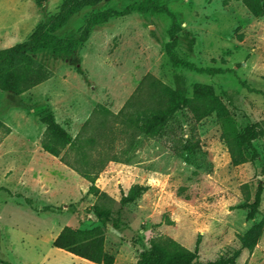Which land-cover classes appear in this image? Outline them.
Wrapping results in <instances>:
<instances>
[{
	"label": "rangeland",
	"instance_id": "rangeland-1",
	"mask_svg": "<svg viewBox=\"0 0 264 264\" xmlns=\"http://www.w3.org/2000/svg\"><path fill=\"white\" fill-rule=\"evenodd\" d=\"M63 1L46 0L39 9L36 0H0V49L27 40ZM142 1L104 0L86 7L57 35H79L91 14L122 11ZM162 3L182 25L177 47L182 59L199 67L233 68L237 75L173 68L165 50L172 25L166 14L135 12L113 18L95 27L89 41L68 56L37 55L53 70L51 79L21 96L0 90V121L10 129L0 131V264H94L55 248L53 242L66 226L103 227L91 210L98 203L115 216L120 211L118 228L103 227L114 264H138L140 254L159 236L190 250L198 246L195 264L221 258L264 264V230L253 252L242 243L261 217L249 221L237 208L244 201L245 185L252 194L262 185L264 216V135L255 142L258 158L234 167L217 120L193 124L202 151V169H197L181 162L178 139L146 138L124 124L138 95L148 93L147 83L138 91L147 76L188 94L196 83L209 84L241 129L264 123V96L242 86L245 82L264 91V17L254 18L242 0ZM9 19L11 32L5 29ZM44 106H50L74 138L102 133L104 139L86 145L88 157L70 148L58 158L48 154L41 146L45 126L38 116ZM67 163L97 175L96 185L108 198L88 194L89 181ZM134 185L149 188L136 202L121 206ZM181 188L184 197L178 194Z\"/></svg>",
	"mask_w": 264,
	"mask_h": 264
},
{
	"label": "trees",
	"instance_id": "trees-1",
	"mask_svg": "<svg viewBox=\"0 0 264 264\" xmlns=\"http://www.w3.org/2000/svg\"><path fill=\"white\" fill-rule=\"evenodd\" d=\"M102 1L104 0H64L56 14L44 16L27 40L0 49V90L21 96L48 81L53 77L54 72L47 64L38 60L37 55L68 56L89 41L95 27L106 24L113 18L126 17L135 12L166 14L171 17L172 25L168 30L170 41L166 43L165 50L173 68H185L208 76L237 75V71L233 68L199 67L179 56L177 52L178 34L182 30V25L177 21V16L162 3L163 0H144L139 4H131L122 11L107 9L96 12L87 17L79 35L64 38L57 35L74 15L86 7L97 6ZM45 2L46 0H36V6L42 9ZM242 3L254 18L264 17V0H242ZM143 83L148 84V93L144 97L141 93L138 95L136 104L134 103V111L129 113L124 120L128 129L139 132L146 138L160 141L166 139L175 142L178 139L180 142L178 154L181 162L202 169L199 160L202 151L200 141L194 135L196 126L193 124L196 125L205 119L214 117L220 126L222 139L228 148L231 164L234 167L242 166L250 161L254 162L258 158L255 142L264 135V123H251L241 129L213 86L196 83L192 87L191 94H188L147 76L141 82L138 91L144 88H141ZM242 86L249 92L264 96L263 90L252 88L245 82ZM38 116L45 126L41 146L45 152L54 157H60L66 148L77 150L81 157H88L85 150L86 145L96 144L100 140L97 138L104 139L102 133L97 137L77 136L74 138L70 131L56 120L50 106H44ZM188 127L190 130L188 136L185 137L184 132ZM2 129L10 130L0 121V131ZM114 161L119 162L117 159ZM66 165L89 181L91 185L88 194L101 197V199L108 198L96 185L97 175L89 171L81 172L68 163ZM99 165L103 166V161ZM194 174L197 173L194 171ZM148 188L134 185L120 201L121 206L136 202ZM243 190L244 201L237 208L246 212L249 221H255L261 217V220L242 237L244 249L253 252L264 230V216L260 210L263 186L259 185L253 194L248 185H245ZM178 194L184 197V189H179ZM91 210L103 227L112 224L118 228L120 211L115 216L110 207L100 203L93 206ZM103 227L80 230L66 226L54 240L53 246L94 264H114V255L105 248ZM198 259V246L190 250L172 238L159 236L152 239L149 248L140 254L138 264H195ZM208 264L237 263L235 258H221Z\"/></svg>",
	"mask_w": 264,
	"mask_h": 264
},
{
	"label": "crops",
	"instance_id": "crops-1",
	"mask_svg": "<svg viewBox=\"0 0 264 264\" xmlns=\"http://www.w3.org/2000/svg\"><path fill=\"white\" fill-rule=\"evenodd\" d=\"M6 31L11 32L13 29V25H12V19H9V21L6 22V27H5Z\"/></svg>",
	"mask_w": 264,
	"mask_h": 264
}]
</instances>
